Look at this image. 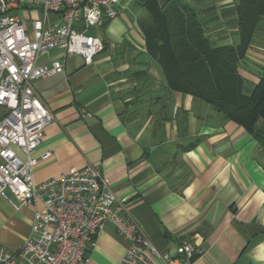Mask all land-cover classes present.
<instances>
[{"label": "crops", "instance_id": "obj_1", "mask_svg": "<svg viewBox=\"0 0 264 264\" xmlns=\"http://www.w3.org/2000/svg\"><path fill=\"white\" fill-rule=\"evenodd\" d=\"M148 1L118 0L117 17L92 31L104 44L93 64L61 49L53 50L62 52L59 58L51 51L39 59L48 67L65 60V68L33 84L52 115L34 152L50 159L37 166L34 181L91 164L117 198H128L126 216L164 256L189 243L195 249L191 264H264V147L211 105L169 89L148 52ZM169 1L156 0L161 7ZM179 1L192 8L214 46L239 44V0ZM10 14L29 31L40 17L26 6ZM263 72L264 19L238 68L246 94ZM81 109L90 117L81 118ZM6 114L0 106V120ZM256 130L264 131V121ZM34 211L10 193L0 197L1 248L17 252L37 234ZM128 245L108 225L87 264H118Z\"/></svg>", "mask_w": 264, "mask_h": 264}, {"label": "built area", "instance_id": "obj_2", "mask_svg": "<svg viewBox=\"0 0 264 264\" xmlns=\"http://www.w3.org/2000/svg\"><path fill=\"white\" fill-rule=\"evenodd\" d=\"M118 0H0V197L10 193L21 206L35 208L37 234L17 252L0 247V264H87L98 235L108 225L128 241L118 264H191L195 249L182 244L164 256L126 216L128 198L119 199L101 170L91 164L36 184L34 173L50 154L35 157L52 115L33 84L63 72L65 60L40 66L39 59L61 49L91 65L104 50L93 30L117 17ZM34 7L40 17L31 31L11 11ZM50 16L59 17L51 24ZM83 119L90 117L80 110ZM22 154L23 157L20 155Z\"/></svg>", "mask_w": 264, "mask_h": 264}, {"label": "trees", "instance_id": "obj_3", "mask_svg": "<svg viewBox=\"0 0 264 264\" xmlns=\"http://www.w3.org/2000/svg\"><path fill=\"white\" fill-rule=\"evenodd\" d=\"M150 26L146 29L148 52L162 68L169 89L192 95L254 135L264 147V72L250 94L238 73L260 22L264 0H239L240 42L214 46L196 14L179 0L159 6L149 0Z\"/></svg>", "mask_w": 264, "mask_h": 264}, {"label": "rangeland", "instance_id": "obj_4", "mask_svg": "<svg viewBox=\"0 0 264 264\" xmlns=\"http://www.w3.org/2000/svg\"><path fill=\"white\" fill-rule=\"evenodd\" d=\"M13 15L15 16H19V14L17 12L13 13ZM62 52L61 51H53V53L51 54L52 58H59V56H61Z\"/></svg>", "mask_w": 264, "mask_h": 264}]
</instances>
